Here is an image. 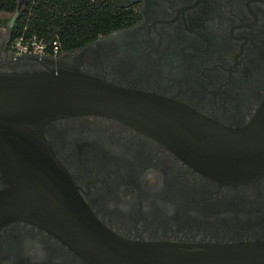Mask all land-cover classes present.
Returning <instances> with one entry per match:
<instances>
[{"label":"flooded vegetation","instance_id":"flooded-vegetation-1","mask_svg":"<svg viewBox=\"0 0 264 264\" xmlns=\"http://www.w3.org/2000/svg\"><path fill=\"white\" fill-rule=\"evenodd\" d=\"M136 18L85 48L42 61L16 55L0 34V70L88 73L184 103L228 127L246 125L264 102V0H111ZM44 133L95 216L142 242L264 241V176L227 184L115 120L76 116ZM8 184L2 180L0 190ZM0 264H88L46 230H0Z\"/></svg>","mask_w":264,"mask_h":264},{"label":"water","instance_id":"water-1","mask_svg":"<svg viewBox=\"0 0 264 264\" xmlns=\"http://www.w3.org/2000/svg\"><path fill=\"white\" fill-rule=\"evenodd\" d=\"M47 61V58H40ZM98 116L167 147L196 172L227 184L264 176V102L242 127H228L173 99L83 72L0 70V230L38 226L88 264H264V241L179 244L125 239L92 212L44 130Z\"/></svg>","mask_w":264,"mask_h":264},{"label":"trees","instance_id":"trees-1","mask_svg":"<svg viewBox=\"0 0 264 264\" xmlns=\"http://www.w3.org/2000/svg\"><path fill=\"white\" fill-rule=\"evenodd\" d=\"M135 20L111 0H0V28L10 29L12 50L19 40L36 41L50 58L79 51Z\"/></svg>","mask_w":264,"mask_h":264},{"label":"built area","instance_id":"built-area-1","mask_svg":"<svg viewBox=\"0 0 264 264\" xmlns=\"http://www.w3.org/2000/svg\"><path fill=\"white\" fill-rule=\"evenodd\" d=\"M13 49H14V53L19 56L36 55L39 58H47L43 55L45 50V45L40 42L27 41L24 43L22 40H19L18 42L15 43ZM57 53H58V46L55 44L54 54L57 55Z\"/></svg>","mask_w":264,"mask_h":264},{"label":"rangeland","instance_id":"rangeland-1","mask_svg":"<svg viewBox=\"0 0 264 264\" xmlns=\"http://www.w3.org/2000/svg\"><path fill=\"white\" fill-rule=\"evenodd\" d=\"M2 30H3V27L0 28V34H1Z\"/></svg>","mask_w":264,"mask_h":264}]
</instances>
